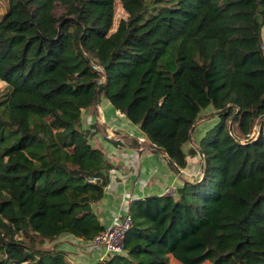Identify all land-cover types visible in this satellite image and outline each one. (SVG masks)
<instances>
[{
    "label": "trees",
    "instance_id": "trees-1",
    "mask_svg": "<svg viewBox=\"0 0 264 264\" xmlns=\"http://www.w3.org/2000/svg\"><path fill=\"white\" fill-rule=\"evenodd\" d=\"M118 1L110 32L115 0H4L0 264H72L54 240L103 230L92 204L110 164L81 116L101 98L178 172L202 111L218 120L200 177L133 200L124 254L95 264H264V0Z\"/></svg>",
    "mask_w": 264,
    "mask_h": 264
},
{
    "label": "crops",
    "instance_id": "crops-1",
    "mask_svg": "<svg viewBox=\"0 0 264 264\" xmlns=\"http://www.w3.org/2000/svg\"><path fill=\"white\" fill-rule=\"evenodd\" d=\"M82 114L84 115H81L82 119H89L90 124L93 125L89 131L92 137L89 143L92 147L101 150L104 159L110 164V167L104 171L108 183L104 186L103 196L92 204V209L103 227L116 220L126 202L132 203L133 200L147 195H161L164 188L169 185L177 188L182 185L183 180H194L200 170L202 158L198 151V142L204 134L196 127L194 130L196 129L197 133L195 134L194 130L192 132L194 139V142L190 143L192 148L188 150L189 142L183 145L187 153V165L178 172L162 150L150 147L138 125L129 122L124 114L114 109L104 98H101L96 106L84 109ZM86 129L88 130L89 127ZM107 132H113L111 134L113 138L107 140L105 138ZM122 137L135 139L139 145L136 146L134 142L122 146L119 141L117 142V139ZM139 139H143V142H139ZM196 139L197 143H195ZM58 240L59 238L54 240V243ZM62 248L67 260L72 264H95L105 258L99 248L93 247L92 251L81 248L80 254H75L77 251H70L65 246Z\"/></svg>",
    "mask_w": 264,
    "mask_h": 264
},
{
    "label": "rangeland",
    "instance_id": "rangeland-1",
    "mask_svg": "<svg viewBox=\"0 0 264 264\" xmlns=\"http://www.w3.org/2000/svg\"><path fill=\"white\" fill-rule=\"evenodd\" d=\"M4 9H5L4 0H0V16L3 13ZM126 16H127V14L123 10V8H122L121 4L119 3V1L115 0V3H114V18H113V24H112V28H111L110 32H113L116 29L119 20L122 19V18H125ZM263 34H264V29H263ZM4 86H5V83L4 82H0V94L3 92ZM216 114L217 113L213 112V110L211 111L210 108H207V109L203 110L202 113H201L200 118L196 121L195 127L198 130H201V132L204 134L209 128H211L214 125V123L217 122L218 116ZM82 116H84V115L82 114ZM92 126L93 125L90 124V120L89 119H87V118L82 119V129L84 131H86L87 130L86 128L89 127V129L87 130V132H88L87 133V135H88L87 137H88V141L90 143H91L90 140H91L92 137L90 136L89 131H90ZM258 128H259V124H257L256 129L254 130L255 131L254 136H256ZM230 131H231L232 134L236 135L241 140H245L244 136L240 135L238 133L236 124H233L232 126H230ZM194 133L195 134L197 133L196 129L194 130ZM107 134H108L109 137H107ZM111 134H113V132H107L106 135H105V138L107 140H109V138H113V136ZM263 134H264V126H263ZM193 142H194V139L192 138V141H189V144H187V146H189V147H187L188 150H189V148H192V147H190V143H193ZM197 142L198 141L196 139L195 143H197ZM197 176H200V170L197 172V175L193 179H197L196 178ZM55 243L61 245V246H57L58 248L60 247L61 249H63L62 246L63 247L65 246V248L69 249L70 251L71 250H73L74 252L77 251L75 254H80L81 253V250H80L81 248L82 249L85 248V249L90 250V251L93 250V247L94 248H98L96 246H92V245L86 244V241L81 240V239H76L75 237H73L71 235L61 236V237H59V240L56 241ZM43 245H44V247H47V246L49 247L50 243L44 242ZM89 248H92V249H89ZM70 251H68V252H70ZM169 264H180V263L177 262L172 257H170ZM202 264H210V263L209 262H204Z\"/></svg>",
    "mask_w": 264,
    "mask_h": 264
},
{
    "label": "built area",
    "instance_id": "built-area-1",
    "mask_svg": "<svg viewBox=\"0 0 264 264\" xmlns=\"http://www.w3.org/2000/svg\"><path fill=\"white\" fill-rule=\"evenodd\" d=\"M93 68L101 71L102 68L96 62H93ZM113 136V135H112ZM107 137H109L107 135ZM139 142H143V139H139ZM182 169H180L181 171ZM89 183H98L102 181L101 176L88 177ZM176 187L169 185L164 188L161 195H173ZM131 202H126L123 206V211L116 218L114 222L106 225L103 230L95 235L90 240H85L86 244L96 246L102 251V255L106 258L113 254H124L125 252V235L129 229L132 221L131 216Z\"/></svg>",
    "mask_w": 264,
    "mask_h": 264
}]
</instances>
